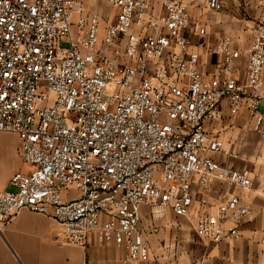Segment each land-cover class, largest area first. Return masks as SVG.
Here are the masks:
<instances>
[{
	"label": "built area",
	"instance_id": "1",
	"mask_svg": "<svg viewBox=\"0 0 264 264\" xmlns=\"http://www.w3.org/2000/svg\"><path fill=\"white\" fill-rule=\"evenodd\" d=\"M107 1L119 14L101 39V18L83 15L84 0H0V133L17 136L29 169L0 193V233L29 211L55 219L63 245L86 249L94 235L127 249L123 264H160L139 229L149 206L154 217L172 209L188 218L201 240L239 241L253 183L212 158L224 144L211 130L223 101L232 115L264 102V25L247 50L232 36L208 49L222 57L221 77L210 78L184 37L206 34L187 3L159 0L164 14L155 15L146 0ZM205 8L217 13L222 0ZM213 181L225 185L219 198L194 194Z\"/></svg>",
	"mask_w": 264,
	"mask_h": 264
},
{
	"label": "crops",
	"instance_id": "2",
	"mask_svg": "<svg viewBox=\"0 0 264 264\" xmlns=\"http://www.w3.org/2000/svg\"><path fill=\"white\" fill-rule=\"evenodd\" d=\"M154 4V14L163 15L159 0H146ZM190 6L195 22L206 29L201 35L192 29L184 32L192 51L201 56V70L210 78L222 75V57L206 51L219 39L232 36L237 48L249 49L258 25H264V0H222V8L211 13L205 8L206 0H179ZM119 9L107 0H84L83 15H98L101 18L100 38L106 29L116 23ZM80 16L72 17V35L78 36ZM245 73V60L239 63ZM264 77V71H263ZM264 115V102L257 111L243 106L237 115H232L228 101L221 104V119L212 132L224 144L221 153L213 154L218 163L237 171H248L253 187L245 199L250 209L251 221L242 229L239 241H223L214 244L197 237L188 218L177 216L167 209L164 216H153L149 206L141 209L139 229L148 239L150 256L160 264H264V132L257 131L258 121ZM13 135V134H12ZM21 145H0V151L9 153L11 169L0 183V193L10 191L12 176L19 171H28L20 159ZM19 160H18V159ZM22 163V164H21ZM204 192L197 184L193 192L198 197L219 198L225 190L220 181L210 184ZM200 205L193 207L195 214L202 211ZM63 229L47 216L23 211L0 233V264H123L128 250L113 244L98 242L93 235L86 249L62 244Z\"/></svg>",
	"mask_w": 264,
	"mask_h": 264
},
{
	"label": "rangeland",
	"instance_id": "3",
	"mask_svg": "<svg viewBox=\"0 0 264 264\" xmlns=\"http://www.w3.org/2000/svg\"><path fill=\"white\" fill-rule=\"evenodd\" d=\"M62 47L67 48L68 44L63 43ZM14 144H17L19 147V140L17 136L8 133H0V145H14ZM10 162L11 160L9 159V153L7 151L5 152L0 151V183L3 182L4 179L6 178L9 170L11 169V165H14L13 163ZM10 191L13 190L11 189Z\"/></svg>",
	"mask_w": 264,
	"mask_h": 264
}]
</instances>
